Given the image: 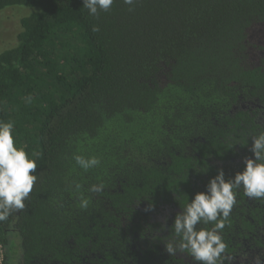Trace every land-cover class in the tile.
Returning a JSON list of instances; mask_svg holds the SVG:
<instances>
[{
  "label": "trees",
  "instance_id": "16d2710c",
  "mask_svg": "<svg viewBox=\"0 0 264 264\" xmlns=\"http://www.w3.org/2000/svg\"><path fill=\"white\" fill-rule=\"evenodd\" d=\"M14 8L26 11L15 45L0 51V121L14 122L38 179L25 209L0 223L3 264H81L92 254L120 264L135 258L136 240L164 256L168 237L152 215L178 214L219 170L227 180L254 159L248 135L264 126L234 107L264 103L247 42L264 0H136L133 11L115 0L99 18L83 0H0V12ZM74 154L101 165L85 173ZM100 181L101 193L88 191ZM262 217L264 200L237 190L227 251Z\"/></svg>",
  "mask_w": 264,
  "mask_h": 264
},
{
  "label": "clouds",
  "instance_id": "9594fccd",
  "mask_svg": "<svg viewBox=\"0 0 264 264\" xmlns=\"http://www.w3.org/2000/svg\"><path fill=\"white\" fill-rule=\"evenodd\" d=\"M122 2L129 11L134 10L136 0ZM114 3L115 0H83V9L89 16L99 18L100 13L110 12ZM91 30L94 33L100 31L96 25ZM31 101L32 97L28 96L26 102ZM13 132V121H0V223L25 209V201L38 179L36 160L30 158L24 148L16 146ZM248 136L252 140L250 151L254 159L244 160L243 171L226 180L223 170H219L209 180L205 192L196 193L191 202L186 198L182 211L175 215L171 239L165 242V251L170 256L183 253L198 264H234L236 256L227 251L222 230L229 223L231 211L237 203V190L242 188L249 199L264 200V131ZM239 143L244 145L247 140ZM72 158L85 173L101 165V159L96 155L74 154ZM104 187V182L100 181L92 184L88 191L99 194ZM74 188L78 193L79 207L87 209L90 198L80 192L82 185L75 183ZM153 210L151 205L145 209L146 212ZM200 225L204 227H198ZM240 261L241 264H264V254L249 257L248 252H241Z\"/></svg>",
  "mask_w": 264,
  "mask_h": 264
},
{
  "label": "flooded vegetation",
  "instance_id": "af4514ba",
  "mask_svg": "<svg viewBox=\"0 0 264 264\" xmlns=\"http://www.w3.org/2000/svg\"><path fill=\"white\" fill-rule=\"evenodd\" d=\"M249 35L247 37L248 45V64L250 68H258L262 73H264V23H258L250 28ZM250 58V59H249ZM250 60V62H249ZM249 111L254 117L255 123L260 126H264V103L257 101H245L240 102L239 106H235L234 110ZM178 210L174 209L167 211L166 214L152 215L155 221L162 224V228L165 229V235L168 239H171L172 232L170 228L174 222L175 213ZM264 218V217H262ZM256 228V229H255ZM254 230L248 231L247 235L240 238L238 241V246L232 251H228L230 254L236 256L234 264H241L240 253L248 252L249 257L256 254H264V223L255 226ZM148 229V228H145ZM157 229H161L157 227ZM254 231V232H253ZM146 236L150 235L147 231ZM157 236L159 233L156 231L151 235ZM135 238H139L137 234L134 235ZM152 241H138L134 243L131 248L135 252V258L131 256L123 259L120 264H198V262L193 261L190 256L183 253H176L174 256H170L167 252L163 256L161 252L148 251L146 245L151 244ZM158 248L165 250V243L159 242ZM18 264H20L18 262ZM81 264H107V261L102 255L95 256H85L82 258ZM243 264H248V262H243Z\"/></svg>",
  "mask_w": 264,
  "mask_h": 264
},
{
  "label": "rangeland",
  "instance_id": "374dc122",
  "mask_svg": "<svg viewBox=\"0 0 264 264\" xmlns=\"http://www.w3.org/2000/svg\"><path fill=\"white\" fill-rule=\"evenodd\" d=\"M24 10L26 11L23 8H14L0 12V51L15 45L16 35L20 31L19 20L25 14Z\"/></svg>",
  "mask_w": 264,
  "mask_h": 264
},
{
  "label": "built area",
  "instance_id": "2783aa9c",
  "mask_svg": "<svg viewBox=\"0 0 264 264\" xmlns=\"http://www.w3.org/2000/svg\"><path fill=\"white\" fill-rule=\"evenodd\" d=\"M4 263V253H3V248L0 245V264Z\"/></svg>",
  "mask_w": 264,
  "mask_h": 264
}]
</instances>
